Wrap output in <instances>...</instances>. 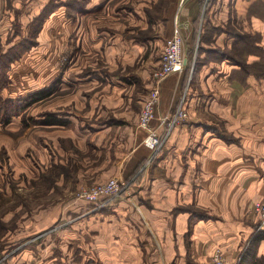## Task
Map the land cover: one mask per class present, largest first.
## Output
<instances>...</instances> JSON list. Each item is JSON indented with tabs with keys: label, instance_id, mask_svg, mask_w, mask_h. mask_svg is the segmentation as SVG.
Wrapping results in <instances>:
<instances>
[{
	"label": "crops",
	"instance_id": "obj_1",
	"mask_svg": "<svg viewBox=\"0 0 264 264\" xmlns=\"http://www.w3.org/2000/svg\"><path fill=\"white\" fill-rule=\"evenodd\" d=\"M96 1L87 2V15L113 0ZM118 10L121 24L54 25L64 35L47 50L52 77L38 89L41 103L51 93L53 118L37 124L36 177L51 182L48 191L71 194L28 214L10 235L8 246L22 240L15 264H212L216 249L239 264L254 241L251 264H264L254 211L264 202V0H179L159 20L144 8ZM176 32L189 67L160 84L147 129L138 106L162 56L151 49ZM185 94L187 121L153 151L146 140L163 133ZM112 178L124 191L104 206L72 196Z\"/></svg>",
	"mask_w": 264,
	"mask_h": 264
},
{
	"label": "rangeland",
	"instance_id": "obj_2",
	"mask_svg": "<svg viewBox=\"0 0 264 264\" xmlns=\"http://www.w3.org/2000/svg\"><path fill=\"white\" fill-rule=\"evenodd\" d=\"M90 1L3 0L5 4L3 8L9 11L10 17H3V12H0V264H15L17 249L20 250L19 242L22 240L16 239L12 246H8V242L10 243L11 234L16 235L24 228L22 223L28 214L35 216L36 210L54 206L67 194H71L61 190L48 191L51 182L48 183L42 178L41 181H38L36 177L39 137L37 124L50 123V119L53 118L52 111L46 108L52 102L51 93L47 94L46 92L45 97H49L45 99L44 103H41L38 102L41 99L38 96V89L44 84L47 85L52 77V68L49 66L52 64L51 60L48 61L49 64L45 63L47 57L52 59V54L47 53V50L51 49L49 47L52 46L53 41L59 44V40L62 41L64 35V32L59 33L54 25L58 23L63 27V24L67 25L65 22L73 23L74 19L90 25L121 24L124 19L116 16L118 8L121 7H126L131 11L134 8H144L151 19L159 20L171 6L175 7L179 2V0H113L102 4L105 12L101 11L103 8L100 7V11H92L87 15L84 8ZM96 2L99 3L100 0ZM113 10L115 12L111 13ZM108 13L111 14L108 15ZM44 29L45 33L43 34ZM142 31L137 27L135 36L142 37L144 33ZM149 31L150 29L146 33ZM163 32V36H165L167 31ZM170 37L164 40L162 46L157 49L153 47L151 51L155 53L161 51L160 55H162L163 46ZM68 56L67 52L61 55L60 64L62 67L67 65ZM161 98L160 92V104ZM178 104L179 102L165 116V128L162 136L167 130V118L176 108L178 109ZM142 107L143 105L140 108L138 106L139 116ZM179 125L177 124L170 131L162 146L152 150H163L174 129ZM57 187L61 188V186ZM89 187L72 193V196L86 201L80 198L79 194ZM123 191L124 188L117 197L122 195ZM54 201L57 203L55 204ZM247 249L248 247H246ZM12 252H14L13 255H11ZM50 264H66V262L59 260Z\"/></svg>",
	"mask_w": 264,
	"mask_h": 264
},
{
	"label": "built area",
	"instance_id": "obj_3",
	"mask_svg": "<svg viewBox=\"0 0 264 264\" xmlns=\"http://www.w3.org/2000/svg\"><path fill=\"white\" fill-rule=\"evenodd\" d=\"M191 66V65H190ZM189 67V60L186 53V40L180 32L173 34L166 42L162 56L161 67L154 73V86L149 91L148 95L143 100V107L139 116V123L142 127L151 129V123L155 118L156 109L160 104V84L170 75L179 72ZM192 67V66H191ZM192 68L189 77V83L192 80ZM179 107L167 118V130L162 136L151 134L146 140V144L153 150H156L163 145L170 131L181 122L187 121L189 113L186 107L187 94L179 99ZM123 183L112 178L106 182L93 185L84 189L79 197L86 201L104 206L112 199L117 197L123 190ZM255 213L259 216L260 223L258 230L264 231V202H259L254 206ZM242 257H240V260ZM212 264H227V258L221 249H216L213 255Z\"/></svg>",
	"mask_w": 264,
	"mask_h": 264
},
{
	"label": "trees",
	"instance_id": "obj_4",
	"mask_svg": "<svg viewBox=\"0 0 264 264\" xmlns=\"http://www.w3.org/2000/svg\"><path fill=\"white\" fill-rule=\"evenodd\" d=\"M1 66V63H0ZM51 120V119H50ZM264 232V231H263ZM260 236V235H259ZM262 236V235H261ZM261 238V237H258ZM255 241L251 243V245L248 247V249L246 250V252L244 253V255L242 256V259L240 261L239 264H251V253L254 251V248L256 247ZM246 260V261H245ZM249 262V263H248ZM253 264H257L256 261L255 263L253 262Z\"/></svg>",
	"mask_w": 264,
	"mask_h": 264
}]
</instances>
